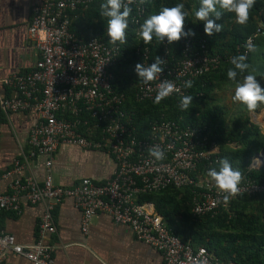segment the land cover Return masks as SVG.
<instances>
[{"label":"built area","instance_id":"built-area-1","mask_svg":"<svg viewBox=\"0 0 264 264\" xmlns=\"http://www.w3.org/2000/svg\"><path fill=\"white\" fill-rule=\"evenodd\" d=\"M90 1L42 0L34 5L29 36L41 56L33 70L6 80L18 94L4 98L2 106L7 111L37 113L39 121L29 137L34 154L53 155L62 143L104 149L114 156L116 168L104 182L83 178L70 187L55 184L51 173L42 184L32 177L14 179L10 191L0 193V218L7 210L20 212L23 195L31 203H46V210L38 225L39 240L31 245L19 243L0 222V264L9 253L24 256L31 264H55L54 248L44 238L56 231L53 212L66 198H72L81 209L84 232L95 214L107 213L115 222L130 227L138 240L158 249L163 264H236L221 261L204 246L195 248L191 242L182 241L160 214L138 201L139 195L194 184L204 191L197 192L193 212L204 215L217 213L242 193L263 191L264 184L258 185L248 173L240 172L237 191L225 200V193L207 176V169L219 159L220 146L211 139V129L206 126L192 127L161 118L152 122L148 131H136L125 109V94L113 86L111 67L122 44L109 46L98 37L80 42L70 30V11ZM218 63V58H209L203 52L188 53L171 68L165 66L156 79L147 84L140 81L135 99L152 101L158 84L164 80L179 89L167 97L182 95L185 80L203 75ZM83 112L89 117H84ZM153 145L163 151L162 159L148 154ZM15 164V172L20 173L22 164L19 160ZM200 164L205 174L198 172ZM263 165L264 152H260L252 158L249 168Z\"/></svg>","mask_w":264,"mask_h":264},{"label":"trees","instance_id":"trees-1","mask_svg":"<svg viewBox=\"0 0 264 264\" xmlns=\"http://www.w3.org/2000/svg\"><path fill=\"white\" fill-rule=\"evenodd\" d=\"M141 1L129 5L132 11L128 17L124 42H116L122 44V51L111 67L113 86L125 94V109L131 115L136 131H148L150 124L161 118L192 127L206 126L211 129V139L216 140L220 146L219 158L227 157L232 168L248 173L250 179L258 185L264 184V165L249 168L252 158L264 151V133L249 113L259 111L264 103L258 102L255 109L248 110L239 102L230 110L221 103L222 98L217 97L227 90L233 91V82L226 76L227 69L232 67L230 58L245 53L244 45L249 39L255 51L247 53L246 63L249 68L245 74L254 73L264 88V0H255L248 10L247 21L242 25L236 22L233 12L217 6L222 15L214 22L221 24L222 28L219 33L213 31L211 35L204 33V22L194 16L200 0ZM102 2L104 0H92L70 11V30L80 42L98 37L109 46L113 45L107 36V18L99 15ZM176 3H183L187 13L184 29L191 28L195 35L181 37L171 43H168L166 37L161 40L155 36L147 42L143 41L139 36V25L144 19L158 12L161 7H171ZM196 51L207 54L209 58H218L219 63L191 80L190 88H185L182 95L193 97L187 109L179 108L182 95L163 98L159 103L135 99V91L140 82L135 73L136 63L151 65L155 63L154 57H159L163 61L161 68L165 70V66L171 68L188 53L194 54ZM82 115L89 117L87 112ZM202 164L198 172L205 174ZM198 191L204 189L194 184L181 188L169 186L160 191L141 193L138 201L152 203L163 216L166 225L182 241L191 242L195 248L206 247L221 261L264 264V190L242 193L225 207L222 206L217 213L204 215L193 212Z\"/></svg>","mask_w":264,"mask_h":264},{"label":"crops","instance_id":"crops-1","mask_svg":"<svg viewBox=\"0 0 264 264\" xmlns=\"http://www.w3.org/2000/svg\"><path fill=\"white\" fill-rule=\"evenodd\" d=\"M41 2L0 0V176L10 173L0 178V193L10 191L16 178L32 177L42 184L51 173L55 184L70 187L83 178L104 182L116 168L114 156L104 149L62 143L53 155L34 154L29 137L39 121L37 113L7 111L2 106L4 98L18 94L6 80L33 70L41 56L29 36L33 7ZM263 109L251 111L252 115H264ZM18 160L22 164L20 173L15 172ZM144 204L158 213L152 203ZM45 210L46 203H31L23 195L20 212L4 211L0 222L19 243L31 245L39 240L38 225ZM53 213L56 231L47 235L44 242L53 246L55 264H163L158 249L138 240L130 227L115 222L107 213L95 214L87 232L82 230V211L72 198L57 204ZM2 264L31 262L9 253Z\"/></svg>","mask_w":264,"mask_h":264},{"label":"clouds","instance_id":"clouds-1","mask_svg":"<svg viewBox=\"0 0 264 264\" xmlns=\"http://www.w3.org/2000/svg\"><path fill=\"white\" fill-rule=\"evenodd\" d=\"M255 0H200L199 7L194 12L197 20L204 22L203 31L211 35L213 31L219 33L222 25L214 20L220 19L222 12L218 10L226 9L235 14L238 24H244L248 19V10L252 7ZM131 0H104L100 4L99 15L107 18V36L111 43H123L125 39V30L128 27V17L132 11L129 6ZM187 13L184 11L183 3H176L171 7H161L155 14H150L139 25V36L147 42L155 36L158 39L167 38L168 43L178 41L181 37H191L195 33L191 28L185 30L183 25ZM246 51L230 58V64L226 72L228 80L233 82V101H239L244 104L248 110L257 107V103H264V88L252 72H247L249 65L246 63L247 53L254 52L255 46L249 39L244 45ZM155 63L145 65L143 63L135 64V73L137 78L144 84L157 78L161 72L163 61L159 57H154ZM192 86L191 80L183 82L184 88ZM173 91H179L176 86L168 80L160 82L156 89L153 103H159L163 98L169 96ZM193 101L191 95H182L179 98V108L187 109ZM263 152V151H262ZM151 157L159 160L164 156L163 151L158 145H153L148 149ZM207 176L215 182L217 187L225 193L224 199L237 191V184L240 181V172L232 168L227 157H221L216 161L215 166L207 169Z\"/></svg>","mask_w":264,"mask_h":264},{"label":"rangeland","instance_id":"rangeland-1","mask_svg":"<svg viewBox=\"0 0 264 264\" xmlns=\"http://www.w3.org/2000/svg\"><path fill=\"white\" fill-rule=\"evenodd\" d=\"M232 94H233V91L230 89V90H227L226 92H224V94H218L217 95V97H221L222 98L221 103L225 104L226 107L228 109H230V110L233 108L234 105H238L239 104V101H233ZM263 108H264V106H261L259 111L262 112ZM252 114H253L252 112L249 113L251 119L254 122L259 124L262 132L264 133V119H263V117H261V116H264V115L261 114V116H257V115H252Z\"/></svg>","mask_w":264,"mask_h":264},{"label":"water","instance_id":"water-1","mask_svg":"<svg viewBox=\"0 0 264 264\" xmlns=\"http://www.w3.org/2000/svg\"><path fill=\"white\" fill-rule=\"evenodd\" d=\"M264 152V151H263ZM259 154V153H258Z\"/></svg>","mask_w":264,"mask_h":264},{"label":"bare ground","instance_id":"bare-ground-1","mask_svg":"<svg viewBox=\"0 0 264 264\" xmlns=\"http://www.w3.org/2000/svg\"><path fill=\"white\" fill-rule=\"evenodd\" d=\"M38 58V57H37Z\"/></svg>","mask_w":264,"mask_h":264}]
</instances>
